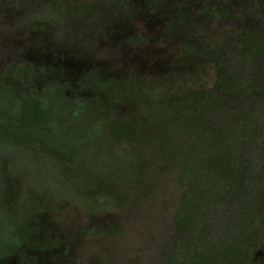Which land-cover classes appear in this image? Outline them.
Returning <instances> with one entry per match:
<instances>
[{
  "label": "trees",
  "instance_id": "16d2710c",
  "mask_svg": "<svg viewBox=\"0 0 264 264\" xmlns=\"http://www.w3.org/2000/svg\"><path fill=\"white\" fill-rule=\"evenodd\" d=\"M130 1L132 12L109 29L108 41L96 38L97 47L116 46L115 56L67 42L44 15L13 6L7 13L0 6V64L16 59L24 68L48 66L43 78L55 83L59 105L54 117L42 103L46 87L28 84L34 79L25 72L22 91L32 97H23L20 89L11 94L8 103L17 118L0 123V142L48 132L53 122L64 126L60 110L73 109L76 97L99 99L116 115L90 121L89 140L102 128L116 144L137 152L147 149L166 174L159 191H148L156 195L154 203L162 195L171 198L158 208L163 230L153 236L160 240L147 264H264V0H229L228 5L215 0L212 6L196 0L195 8L190 0ZM231 19V27H220V20ZM139 20L153 29L152 36L133 30ZM212 23L218 25L211 28ZM22 32L50 36V44L11 40ZM13 47L15 54H8ZM142 77L150 82L145 87L139 84ZM83 78L114 83L82 87L78 82ZM155 82L164 88L160 91ZM102 188L92 198H73L85 214L84 225L103 219L87 240L102 233L121 235L123 220L105 215L114 212V199ZM34 224L42 231V219ZM54 225L67 226L59 220ZM31 232L21 227L14 235L20 241ZM63 251V245L20 243L8 250L0 244V264H11L14 256L16 264H54ZM141 257L125 264H140Z\"/></svg>",
  "mask_w": 264,
  "mask_h": 264
},
{
  "label": "rangeland",
  "instance_id": "374dc122",
  "mask_svg": "<svg viewBox=\"0 0 264 264\" xmlns=\"http://www.w3.org/2000/svg\"><path fill=\"white\" fill-rule=\"evenodd\" d=\"M151 1L161 4V0ZM219 1L230 4L229 0ZM215 2L201 0L200 6H212ZM195 3L196 0L188 1V5L193 8L196 7ZM131 5L130 0H0L3 11L10 13L9 7L13 6L26 8L32 14L44 15L49 26L66 38L67 42L76 43L82 48L96 47L100 54L111 56L116 55V46L97 47L96 38L100 36L102 41L109 39V29L119 22L120 16L132 12ZM238 9L237 17H240L243 5ZM234 22L233 19L228 23L220 20L219 25L231 27ZM216 25L212 23L211 28ZM132 28L146 36L154 34L143 20H139ZM49 37L43 34L30 36L22 32L21 36L11 40L25 42L35 38L47 46L51 41ZM146 45L148 50L151 42L148 41ZM6 52L15 54V49L9 48ZM47 69L49 67L43 64L24 68L16 59L0 64V123H15L17 115L8 103L12 93L20 89L23 97H32L30 91H22V85L28 80L23 77L25 72L31 73L34 79L28 80V84L35 86L41 82L46 87L41 97L42 103L54 117L57 115L59 105L54 93L55 83L43 78ZM113 83L111 80L93 83L86 78L78 82L82 87ZM148 83L149 80L142 77L139 84L145 87ZM154 84L160 91L164 88L160 82ZM132 86L135 87L131 95L134 93L135 97L138 85L134 83ZM72 104H76L73 109L69 110L66 106L60 110L66 120L64 126L53 122L48 132L31 134L17 143L6 140L0 142V244L8 247V250L17 248L20 243L39 248L63 245L64 251L56 255L54 264H125L130 257L141 255L140 264H147L154 257V250L160 240L157 241L153 236L163 230L164 215L162 217L158 208L171 198L162 195L154 203L152 201L156 195H149L148 191L152 188L159 191L166 174L152 163L147 149L137 152L125 144H116L102 128L97 136L89 140L90 123L101 120V117H115L116 109L113 106L99 99L82 101L79 97ZM7 167L11 171L6 173ZM13 181L17 185L11 184ZM100 184L114 199V212L105 215L111 220L128 222H121L120 236L112 238L102 233L95 239L87 240L86 235L98 230L103 219L96 217L92 224L84 225L85 214L80 209L79 201L73 198L86 199L100 194L104 190L99 189ZM37 218L43 220L42 231L34 224ZM55 220L67 226H55ZM21 227H28L32 232L17 241L14 233ZM17 261L16 256L10 258L11 264Z\"/></svg>",
  "mask_w": 264,
  "mask_h": 264
}]
</instances>
